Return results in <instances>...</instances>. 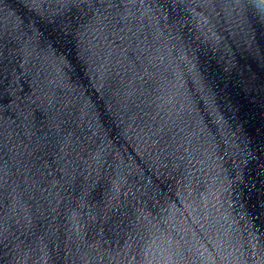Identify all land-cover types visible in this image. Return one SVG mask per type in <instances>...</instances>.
Returning a JSON list of instances; mask_svg holds the SVG:
<instances>
[{
	"label": "water",
	"instance_id": "95a60500",
	"mask_svg": "<svg viewBox=\"0 0 264 264\" xmlns=\"http://www.w3.org/2000/svg\"><path fill=\"white\" fill-rule=\"evenodd\" d=\"M0 264H264V1L0 0Z\"/></svg>",
	"mask_w": 264,
	"mask_h": 264
},
{
	"label": "rangeland",
	"instance_id": "374dc122",
	"mask_svg": "<svg viewBox=\"0 0 264 264\" xmlns=\"http://www.w3.org/2000/svg\"><path fill=\"white\" fill-rule=\"evenodd\" d=\"M264 1V0H263Z\"/></svg>",
	"mask_w": 264,
	"mask_h": 264
}]
</instances>
